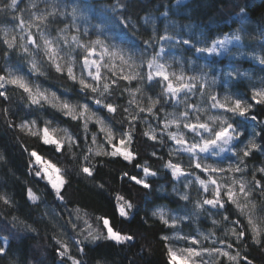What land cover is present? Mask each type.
I'll return each mask as SVG.
<instances>
[{"label":"clouds","instance_id":"clouds-1","mask_svg":"<svg viewBox=\"0 0 264 264\" xmlns=\"http://www.w3.org/2000/svg\"><path fill=\"white\" fill-rule=\"evenodd\" d=\"M0 264H264V0H0Z\"/></svg>","mask_w":264,"mask_h":264}]
</instances>
